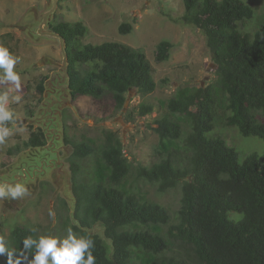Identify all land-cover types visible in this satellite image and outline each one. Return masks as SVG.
<instances>
[{
    "label": "trees",
    "instance_id": "16d2710c",
    "mask_svg": "<svg viewBox=\"0 0 264 264\" xmlns=\"http://www.w3.org/2000/svg\"><path fill=\"white\" fill-rule=\"evenodd\" d=\"M183 1L182 20L206 34L217 76L207 86H182L159 104L153 127L159 136L156 160L134 164L113 130H105L100 141L84 134L65 137L72 148L66 160L76 197L74 221L67 214L65 222L78 236L94 240L96 264H191L190 259L197 264H264V155L253 151L240 159L238 149L216 132L221 126L236 127L243 136L264 142V11L257 14L246 0ZM123 27L131 29L130 24ZM53 30L66 39L72 99L109 96L122 109L130 90L155 91V68L141 48L118 41L85 43L90 30L82 21L60 20ZM10 36L3 35L6 40ZM173 46L160 41L156 61L168 60ZM4 47L10 52L9 45ZM47 77L33 86L32 116L44 98ZM138 108L145 116L155 105L142 102ZM45 143V134L18 138L0 166ZM143 183L161 194L180 188L179 209L151 199ZM98 223L104 237L93 232ZM28 236L39 237L23 225L9 236L13 259L20 264L31 259L23 251ZM181 246L185 249L177 251Z\"/></svg>",
    "mask_w": 264,
    "mask_h": 264
},
{
    "label": "rangeland",
    "instance_id": "374dc122",
    "mask_svg": "<svg viewBox=\"0 0 264 264\" xmlns=\"http://www.w3.org/2000/svg\"><path fill=\"white\" fill-rule=\"evenodd\" d=\"M246 1L254 6L257 14L263 13L264 0ZM35 4H39L43 10L47 9L46 0H0V46L9 45L10 54L18 58L14 71L21 78L19 90H16L14 85L0 83V92L8 91L10 97L21 96L19 103L11 102V100L9 103L14 119L6 125L11 130V135L3 145H0V162L7 148L17 142L18 138H28L31 133H38L44 137L42 128L32 122L36 113L32 116L31 111L37 100L33 86L42 76H49L55 68V65L49 62V58L62 60L58 38L43 37L40 41H36L21 31L19 27L25 20V13L31 5ZM184 11L183 0H68L59 2L54 14L57 18L54 23L60 20L84 22L90 30L89 35L83 39L85 43L100 44L106 41H118L141 48L155 68L157 83L155 91L150 94L143 95L135 89L130 90L122 109H116L114 100L109 96L96 100L82 95L75 100L72 99L74 107L65 108L64 113L65 137L68 134L70 137L80 138L84 134L100 141L105 130H113L123 141L126 157L134 164L148 165L156 160L155 151L159 136L153 127L157 126L155 120L161 112L159 104L182 86H207L214 82L217 76V66L207 44L206 34L199 27L184 23L182 20ZM32 17L30 21L33 22L32 32L38 36L36 31L39 23L36 22L34 16ZM124 24L131 25L129 32L123 27ZM5 33H11L8 40L3 37ZM162 40H169L174 46L168 60L157 62L156 48ZM142 102L153 103L155 105L153 112L145 116L139 115L138 107ZM216 132L238 149L240 159L253 151L264 155V142L259 137L243 136L236 127L221 126ZM67 145L71 151V146L68 143ZM60 153L65 152L62 149ZM18 154L11 156V162L16 161ZM31 154L34 155H32L33 159L20 166L26 171L17 168V172L23 171L29 175L31 172V177L36 176L35 182L31 180L33 185L38 179L43 177L48 179L41 181L39 188L28 191V195L18 200L0 199V239H3L8 249H10L9 236L16 225L31 228L38 236H53L59 240L65 238L67 229L71 228L69 223L65 222L66 215H70L74 221V201L68 199L62 190H58V186L49 176V169L44 168L45 175L35 172L42 167L44 157L47 160L52 159V153L42 150L37 154L30 152L29 155ZM66 159L67 157L64 159L65 168L71 172ZM15 163L8 165L10 171L13 170ZM5 170L6 168L0 166V182L4 178L3 171ZM7 177L11 178L10 175ZM25 178L22 183L29 187L27 178ZM142 188L151 199L168 206L173 211L179 209L180 188L163 194L159 193L150 183H143ZM72 231L78 236L76 231L73 229ZM93 232L102 237L105 236L104 227L99 223L94 226ZM106 243L110 244L107 240ZM184 249L183 246L176 248L177 251ZM2 256L4 263L7 264L6 254ZM190 262L197 264L191 259Z\"/></svg>",
    "mask_w": 264,
    "mask_h": 264
},
{
    "label": "water",
    "instance_id": "95a60500",
    "mask_svg": "<svg viewBox=\"0 0 264 264\" xmlns=\"http://www.w3.org/2000/svg\"><path fill=\"white\" fill-rule=\"evenodd\" d=\"M59 1L46 0V11H40L36 5L31 6L25 15V20L19 26L21 31L36 41H40L43 37L58 38L62 52L61 61L49 58V62L55 65V68L45 80L44 98L32 121L42 128L46 137V143L38 147H31L26 152L37 154L39 151L46 150V153H52V159L47 160L44 157L42 167L35 172H42L45 175L44 168L47 167L50 171L49 176L58 186V190H62L68 199H72L75 207L76 197L73 192L72 173L65 168L66 161L64 160L70 154V148L64 138L63 112L67 107H74L70 87L69 56L65 37L61 33L49 28L50 22L58 9ZM32 16L39 23L36 31L38 36L32 32L33 22H30L33 19ZM62 149L65 152L64 154L60 153Z\"/></svg>",
    "mask_w": 264,
    "mask_h": 264
},
{
    "label": "clouds",
    "instance_id": "9594fccd",
    "mask_svg": "<svg viewBox=\"0 0 264 264\" xmlns=\"http://www.w3.org/2000/svg\"><path fill=\"white\" fill-rule=\"evenodd\" d=\"M17 62L18 58L13 57L6 47L0 46V83L14 85L15 89L19 90L21 78L14 71ZM10 100L19 103L21 96L10 97L8 91L0 92V145L11 135V130L6 126L14 119L13 112L9 109ZM26 195L28 189L23 183L0 184V199L15 201ZM94 248L93 239L77 236L71 228L67 229V235L63 239L58 240L53 236H28L23 240L24 253L31 254L29 264H96ZM5 254L8 258L7 264H20L18 258L13 259L15 252L6 248L5 242L0 239V256Z\"/></svg>",
    "mask_w": 264,
    "mask_h": 264
},
{
    "label": "flooded vegetation",
    "instance_id": "af4514ba",
    "mask_svg": "<svg viewBox=\"0 0 264 264\" xmlns=\"http://www.w3.org/2000/svg\"><path fill=\"white\" fill-rule=\"evenodd\" d=\"M60 2H61V0H60ZM35 5L38 6V8H39L40 11L47 10V9H44V10L41 9L39 4H35ZM56 19L57 18H56V15H55L54 18L52 19V21L50 22V25H49V28L50 29H53V24H54V22H55ZM38 25H37V27H38ZM64 113H65V109H64V112H63V121H64ZM36 147H38V146H36ZM32 155L33 154L29 155V153H27L26 150H24L23 153L18 154V156L15 159L16 161L11 162V163L16 162L14 164L13 170L10 171V168H8V165H10V164H8L7 166L4 167V168H6V170L3 171V176H4V178H5L6 181L3 178L2 179V182H0V184H14L17 181L20 182V183H22V180L24 179V177H26L27 178V182L29 183V187H27L26 184H24V185L27 187L28 191H32L34 188H39L41 186V181L47 180L48 178L43 177L41 179H38L37 183L33 185L32 182H31V180H33L35 182L36 176L35 177H31L32 176V173L30 171H29L30 172V175L29 174H26V173H23V171H26V169H24L23 167H20L22 164H25V163L30 162V160L33 159ZM17 168H19V170H20V168H22L23 171H21L20 173H18L17 172L18 171ZM39 173H42V172H39ZM7 175H10L11 178H8Z\"/></svg>",
    "mask_w": 264,
    "mask_h": 264
},
{
    "label": "crops",
    "instance_id": "0c3cea01",
    "mask_svg": "<svg viewBox=\"0 0 264 264\" xmlns=\"http://www.w3.org/2000/svg\"><path fill=\"white\" fill-rule=\"evenodd\" d=\"M31 6H32V5H31ZM31 6H30V8H31ZM30 8H29V9H30ZM28 11H29V10H28ZM26 13H27V12H26ZM26 13H25V15H26Z\"/></svg>",
    "mask_w": 264,
    "mask_h": 264
}]
</instances>
